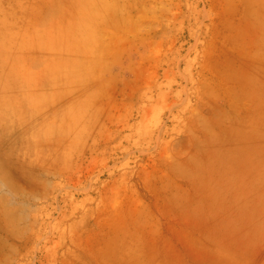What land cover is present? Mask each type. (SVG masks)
Wrapping results in <instances>:
<instances>
[{
  "label": "rangeland",
  "instance_id": "rangeland-1",
  "mask_svg": "<svg viewBox=\"0 0 264 264\" xmlns=\"http://www.w3.org/2000/svg\"><path fill=\"white\" fill-rule=\"evenodd\" d=\"M0 264H264V0H0Z\"/></svg>",
  "mask_w": 264,
  "mask_h": 264
}]
</instances>
